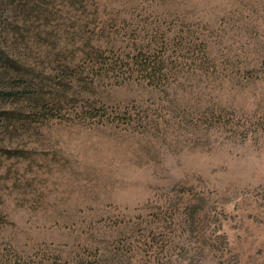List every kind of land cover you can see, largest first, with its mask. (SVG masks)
<instances>
[{
  "label": "rangeland",
  "instance_id": "1",
  "mask_svg": "<svg viewBox=\"0 0 264 264\" xmlns=\"http://www.w3.org/2000/svg\"><path fill=\"white\" fill-rule=\"evenodd\" d=\"M45 8L30 41L38 61L50 40L63 47L78 32L68 49L77 64L91 39L108 56L164 51L182 72L174 89L87 77L84 96L74 88L60 115L8 140L0 246L31 259L49 250L62 264H264V0ZM152 29L170 37L166 46L149 44ZM202 43L206 63L195 64ZM88 100L132 117L80 119L73 110Z\"/></svg>",
  "mask_w": 264,
  "mask_h": 264
},
{
  "label": "trees",
  "instance_id": "2",
  "mask_svg": "<svg viewBox=\"0 0 264 264\" xmlns=\"http://www.w3.org/2000/svg\"><path fill=\"white\" fill-rule=\"evenodd\" d=\"M48 1L0 0V163L3 152H8L10 156L15 152L8 140L60 115L67 108L69 93L74 88H77L74 90L77 96H84L82 83L87 77L97 80L111 73H118L128 78H141L154 87L164 85L167 89H174V82L181 76L178 64L164 51L144 53L141 49L134 55L114 53L108 56L91 43V39L84 41L87 62L77 64L74 62L77 53L68 49L71 48L70 44L75 45L77 37L81 38L78 32L74 33L75 37H68L63 47L60 42L62 37L57 41L48 38L49 53L38 61L39 57L30 41L33 38V26L36 20L44 17ZM87 1L61 0L64 7H71L70 11H85ZM53 14L55 13H47L45 20L49 22ZM152 30L149 44L166 46L171 40L166 34L159 36L156 29ZM50 36L54 37L55 34L51 33ZM191 36L190 33L189 42L195 45L196 40ZM207 47V44L202 43L197 51L193 50L195 64L199 61L201 65L206 63ZM56 48L59 50L54 51ZM52 66L54 67L51 68ZM89 102L90 100L85 104L77 103L74 108L73 112L80 119L107 116L108 120H129L132 117L128 110L123 109L111 111L107 115L108 111L104 107L90 105ZM49 252L47 250L42 256L37 253L36 256L41 258L31 259V256L16 246L5 243L0 246V264H62L59 262V255L50 257ZM82 264L94 263L83 261ZM95 264L113 263L109 259L98 258Z\"/></svg>",
  "mask_w": 264,
  "mask_h": 264
}]
</instances>
